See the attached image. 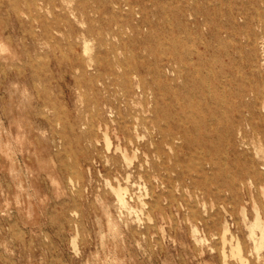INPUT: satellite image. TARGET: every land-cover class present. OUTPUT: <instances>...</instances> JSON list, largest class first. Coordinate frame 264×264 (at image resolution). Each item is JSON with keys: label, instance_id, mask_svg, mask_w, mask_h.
<instances>
[{"label": "rangeland", "instance_id": "1", "mask_svg": "<svg viewBox=\"0 0 264 264\" xmlns=\"http://www.w3.org/2000/svg\"><path fill=\"white\" fill-rule=\"evenodd\" d=\"M257 214L264 0H0V264H264Z\"/></svg>", "mask_w": 264, "mask_h": 264}, {"label": "bare ground", "instance_id": "2", "mask_svg": "<svg viewBox=\"0 0 264 264\" xmlns=\"http://www.w3.org/2000/svg\"><path fill=\"white\" fill-rule=\"evenodd\" d=\"M190 15L191 16H196V13L191 12ZM167 52H169L175 58L174 59L175 60L174 65L173 64L171 65L172 66L171 69H172L173 73H175V74L181 73L182 72V69H180L179 67H176L175 65L176 64H179L177 62V59H180L183 56L180 57L181 54L175 48L169 49L168 51H165L164 49H160L159 50V53L160 54H168ZM146 56L153 57L157 61L160 60V59H158V57L156 55V51L153 48H146ZM95 58L99 62V61H101V59L103 57L95 56ZM142 59H144V56H142ZM132 70L133 69H128L124 73L127 76L126 78L128 79L129 82H130V77L136 73L135 71L139 72V69L138 68H136L135 71H132ZM154 72H155V75H157L158 77H160L162 75L161 74L160 66H158V64H157ZM124 87H125L124 88V91H125L126 94H132L133 93V91H132L133 88H132V86H131L130 83L125 84ZM158 111H156V112H158ZM128 123L129 122L126 121V120L123 123H120L119 124L120 130L123 131V132L124 131H127L128 128H129V124ZM151 124H152V126H154V127L157 128V130L159 131L160 134H163L164 136H167V134H165L162 131V127H161L160 123L157 120L156 121L155 120L151 121ZM156 152L157 153H160V150L157 148ZM206 164H209L211 166V170L213 171V176H212V180L213 181H215V178L218 176L217 174L222 175L225 170L228 173V169L230 168L229 166H226L225 168H222L221 165H217L216 159H214V158L211 157L209 160H208V158H206V159H204L203 162H200V164H199V170H200V172H204L205 171V165ZM162 171H163V174L161 173ZM159 174L161 175V178L163 179V181L168 184V186H172L175 181L181 180V179L185 178L186 176L191 177V176H189V174L187 175L185 172L178 171L177 168L176 167H173V166H163V168H161ZM260 176H261L260 171L257 169V167L255 165L252 164L249 167L248 166H245V165H238V166H236L235 173L233 174V177L234 178H233V180L232 179L231 180L233 181V185H236L238 182H240V184L241 183L244 184V183H247V181L251 182L254 185H258L259 184ZM193 180H194L195 183H197L196 182V179H193ZM206 181H208V179H206ZM209 183L214 184L213 182H209ZM203 189L205 190L206 187L204 186ZM116 194H117V197H118L119 201L122 202V203H125V199L123 197V190L122 189L117 190L116 191ZM250 229H251V236H252L253 241H254V244H255V249L257 251L264 250V220L258 214L256 216L255 222L251 225ZM257 229L260 231V236L258 238H256V236H255V231ZM233 253L234 254H238L240 256V248H239V246H236L233 249ZM241 261L244 262V260L242 258H241Z\"/></svg>", "mask_w": 264, "mask_h": 264}]
</instances>
